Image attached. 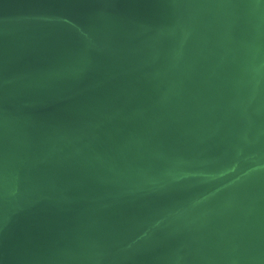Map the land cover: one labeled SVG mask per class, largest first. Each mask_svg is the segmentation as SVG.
Wrapping results in <instances>:
<instances>
[{"label": "water", "instance_id": "obj_1", "mask_svg": "<svg viewBox=\"0 0 264 264\" xmlns=\"http://www.w3.org/2000/svg\"><path fill=\"white\" fill-rule=\"evenodd\" d=\"M0 264H264V0H0Z\"/></svg>", "mask_w": 264, "mask_h": 264}]
</instances>
